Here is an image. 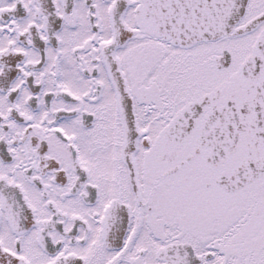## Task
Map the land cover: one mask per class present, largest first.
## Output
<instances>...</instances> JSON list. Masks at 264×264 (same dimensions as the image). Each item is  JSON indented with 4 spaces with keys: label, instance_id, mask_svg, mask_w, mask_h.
Wrapping results in <instances>:
<instances>
[{
    "label": "snow or ice",
    "instance_id": "snow-or-ice-1",
    "mask_svg": "<svg viewBox=\"0 0 264 264\" xmlns=\"http://www.w3.org/2000/svg\"><path fill=\"white\" fill-rule=\"evenodd\" d=\"M0 264H264V0H0Z\"/></svg>",
    "mask_w": 264,
    "mask_h": 264
}]
</instances>
